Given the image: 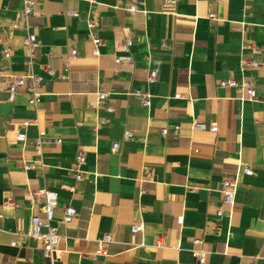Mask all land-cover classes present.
Instances as JSON below:
<instances>
[{
  "label": "crops",
  "instance_id": "0c3cea01",
  "mask_svg": "<svg viewBox=\"0 0 264 264\" xmlns=\"http://www.w3.org/2000/svg\"><path fill=\"white\" fill-rule=\"evenodd\" d=\"M126 2L36 0L24 18V0H0V264H194L195 249L207 252L204 264H264V0H142L136 11ZM29 32L40 42L34 51L24 44ZM129 36L133 62L118 64ZM252 57L256 69L245 63ZM31 72L43 76L40 100L30 104L27 79L10 101L11 76ZM229 77L249 78L257 97L221 86ZM194 120L218 130L194 129ZM79 152L86 160L77 181ZM236 178L230 208L222 182ZM41 188L59 191L64 240L53 260L28 234L31 216L43 214ZM67 204L78 210L69 223ZM107 233V254L93 256Z\"/></svg>",
  "mask_w": 264,
  "mask_h": 264
},
{
  "label": "built area",
  "instance_id": "2783aa9c",
  "mask_svg": "<svg viewBox=\"0 0 264 264\" xmlns=\"http://www.w3.org/2000/svg\"><path fill=\"white\" fill-rule=\"evenodd\" d=\"M142 0H127L125 3V8L130 11H136L138 8V4ZM168 5H175L177 0H165ZM36 7V0H24V9L21 12V16L24 18H28L34 11ZM70 14L77 15V12L70 11ZM209 17L214 18L215 14H209ZM92 25V23H91ZM15 24L13 27H16ZM12 33V30L10 31ZM1 42V39H0ZM92 42L95 46L93 53L96 56L101 54L100 46L102 44V40L94 35L92 38ZM135 40L132 36H129L125 39L122 45V52L120 54L115 55V62L118 64L126 63L131 64L133 62V54L131 51V47L134 45ZM24 44L30 48L31 51L37 49L40 45V42L37 38V35L33 32H29L28 35L24 38ZM4 55L9 58L10 57V47L5 46L3 49ZM260 52V48L257 46H253V55H256ZM77 53L76 49L71 51V55H75ZM245 63L249 65L251 68L256 69L259 66V62L254 58H250L245 60ZM51 74H54L53 70L49 69ZM158 76V71L153 69L149 73V80L155 81ZM3 76L0 73V81L2 80ZM27 79L31 80V97H30V104L35 105L42 95V81L43 76L38 73H28L23 75H12L11 81L8 84L7 92H8V99L10 101H14L18 90L21 87L26 86ZM221 86H231L235 87L241 94L242 100H254L257 97L256 89L249 78H242L238 80L234 77H229L226 79L220 80ZM141 93V92H138ZM144 95V104L150 105L149 94L145 93ZM109 96V92L100 91L98 92V99L101 103H107V99ZM107 108L109 110H114L112 105H108ZM194 129L199 130H206L209 129L212 132H216L218 130V125L216 122H212L210 125L207 124L205 121H198L194 120L192 123ZM175 133L178 132V127L174 128ZM169 132V128L165 127L162 130V133L166 135ZM133 136V133L130 130H126L124 133L125 138H130ZM17 140L19 141H26L27 134L25 132H19L16 136ZM33 144L38 153L41 152L43 140L42 138H37L33 141ZM119 148V142H113L112 150L117 151ZM86 156L84 153L79 152L75 158V178L77 181L83 179V170L82 165L85 163ZM26 168H34L36 167L35 163H26ZM243 171L246 175H252L253 170L250 166H245ZM239 186V179L236 178L234 180L224 179L222 182V192L224 194L223 203L230 208H232L235 204L236 192ZM67 188L70 191L75 190V185H68ZM145 191L144 189L142 190ZM39 194H42L45 198V202L43 205V214H33L31 216V227L28 231V234L32 237L42 240L44 244V251L45 254L50 258L54 259L58 252L61 250V244L64 240V235L60 231L59 225L55 222V210L59 204V191L50 188H41L36 191ZM223 209L218 210V214L222 215ZM78 214L77 208L72 204H67L64 206V216L63 221L66 223L71 222L74 217ZM144 229L143 223H135L132 224L131 230L133 233L142 232ZM112 240V235L110 233L105 234V236L98 241V245L93 251V256L98 255H105L107 254V246ZM201 239L196 238L195 243H200ZM12 245H16V241L11 242ZM193 255L197 258V261L194 264H204L207 257V252L195 249L193 250Z\"/></svg>",
  "mask_w": 264,
  "mask_h": 264
}]
</instances>
